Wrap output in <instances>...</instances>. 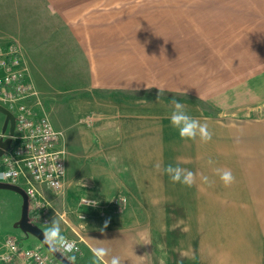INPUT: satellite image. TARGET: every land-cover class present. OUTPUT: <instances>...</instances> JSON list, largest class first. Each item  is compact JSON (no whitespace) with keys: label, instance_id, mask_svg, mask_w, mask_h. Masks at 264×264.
Masks as SVG:
<instances>
[{"label":"crops","instance_id":"0c3cea01","mask_svg":"<svg viewBox=\"0 0 264 264\" xmlns=\"http://www.w3.org/2000/svg\"><path fill=\"white\" fill-rule=\"evenodd\" d=\"M14 42L36 111L79 153L52 191L62 208L38 188L37 224L81 239L87 264H264V0H0V46ZM177 103L211 139L180 136Z\"/></svg>","mask_w":264,"mask_h":264},{"label":"built area","instance_id":"2783aa9c","mask_svg":"<svg viewBox=\"0 0 264 264\" xmlns=\"http://www.w3.org/2000/svg\"><path fill=\"white\" fill-rule=\"evenodd\" d=\"M23 57L24 50L17 44L0 48V105L13 112L16 118L15 134L10 137L12 145L0 158L4 166L0 171V183L24 189L29 197L33 218L48 224L49 205L42 201L38 188L46 186L55 193L64 190L67 177L66 137L64 132L55 128L47 116L44 114L41 116L36 111V106H41L38 100L39 93L32 85L29 69ZM7 137H9L8 133L0 134L3 140ZM23 185L27 187L23 188ZM92 201L97 203L89 206ZM126 202L125 198L112 201L117 206ZM79 205L95 209L99 206V202L95 199L81 198ZM102 215H106V212ZM78 219L85 221L86 217L79 214ZM63 237L75 246L73 252L63 254L82 256V240ZM0 264L64 263L42 245L26 250L16 239L8 237L4 244V253L0 255Z\"/></svg>","mask_w":264,"mask_h":264},{"label":"clouds","instance_id":"9594fccd","mask_svg":"<svg viewBox=\"0 0 264 264\" xmlns=\"http://www.w3.org/2000/svg\"><path fill=\"white\" fill-rule=\"evenodd\" d=\"M172 125L178 130L180 136L186 139H194L197 135H201L205 140L211 139L210 134L206 131V125H201L200 122L190 116L187 112L182 109L180 104H176L175 110L170 115ZM219 171V170H218ZM165 172L169 175L170 179L174 183H179L184 186L191 187L195 183L194 174L179 166L168 165ZM221 180L226 184H230L233 181L231 171L225 170L221 174ZM97 202L92 201L89 206H94ZM107 223H105V228ZM45 243L49 246V249L55 253L57 251L61 253H70L74 251V244L67 242L61 230L59 228L49 229L45 233ZM98 256H108L109 251L104 248L96 250ZM69 261L74 262L76 257L72 255L68 257ZM109 264H121V260L118 256H111Z\"/></svg>","mask_w":264,"mask_h":264},{"label":"rangeland","instance_id":"374dc122","mask_svg":"<svg viewBox=\"0 0 264 264\" xmlns=\"http://www.w3.org/2000/svg\"><path fill=\"white\" fill-rule=\"evenodd\" d=\"M10 44H17L16 42L10 43ZM19 45V44H17ZM3 47V46H2ZM1 48V46H0ZM158 95H163L162 93L156 92ZM4 115L0 113V134H2V129H3V124L5 123ZM88 121V118L84 119V122ZM88 123V122H87ZM88 124H91L89 122ZM75 155L79 156V153H73L69 154L67 151V158L70 159L71 163H74ZM4 166L1 164V159H0V171H2ZM26 185H23V188H26ZM49 193V201L54 202L55 208L60 209L62 208L63 205V200L64 198L59 197L55 193L52 194L51 189H45ZM22 198L12 192V191H7V190H0V255L4 253V244L5 241L8 237H12L17 240L19 244H21L22 248L26 250L33 249L35 247H40L42 244L37 241L36 238L30 237L25 235L20 229L16 228V224L19 222L21 216L20 214L22 213ZM61 205V206H60ZM30 213V221L34 225L40 226L39 228L44 229L45 233L48 231L47 228L43 227L41 224H37L35 219L33 218V215ZM72 255H75L76 257V262L80 261V264H87L83 259H79L78 254H65V256L68 258ZM82 262V263H81Z\"/></svg>","mask_w":264,"mask_h":264},{"label":"water","instance_id":"95a60500","mask_svg":"<svg viewBox=\"0 0 264 264\" xmlns=\"http://www.w3.org/2000/svg\"><path fill=\"white\" fill-rule=\"evenodd\" d=\"M0 113L5 116V123L3 124L2 134L6 135L9 134L6 140L0 138V158L3 156L5 150H8L12 145V137L15 134L16 130V118L13 112H10L9 109L0 105ZM0 190H7L12 191L18 194L22 198V213L20 214L21 218L19 222L16 224V228L20 229L25 235L32 236L39 241L42 246L52 255H54L57 259H59L64 264H67L66 258L63 256L62 253L59 251L53 253L49 246L45 243V231L44 229L39 228V226L34 225L30 221V202L29 197L27 196L24 189L21 187L9 185V184H2L0 183Z\"/></svg>","mask_w":264,"mask_h":264},{"label":"trees","instance_id":"16d2710c","mask_svg":"<svg viewBox=\"0 0 264 264\" xmlns=\"http://www.w3.org/2000/svg\"><path fill=\"white\" fill-rule=\"evenodd\" d=\"M31 213V212H30ZM63 254V253H62ZM63 256L66 258V262H67V264H71V262L69 261V259L65 256V254H63ZM72 264H75L74 262H72Z\"/></svg>","mask_w":264,"mask_h":264}]
</instances>
